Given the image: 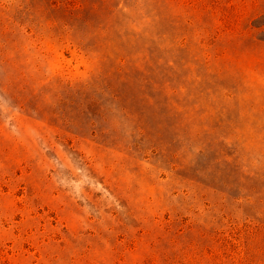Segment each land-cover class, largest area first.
Here are the masks:
<instances>
[{
	"label": "rangeland",
	"instance_id": "rangeland-1",
	"mask_svg": "<svg viewBox=\"0 0 264 264\" xmlns=\"http://www.w3.org/2000/svg\"><path fill=\"white\" fill-rule=\"evenodd\" d=\"M0 264H264V0H0Z\"/></svg>",
	"mask_w": 264,
	"mask_h": 264
}]
</instances>
